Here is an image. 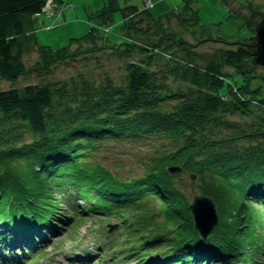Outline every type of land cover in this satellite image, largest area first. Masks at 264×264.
Instances as JSON below:
<instances>
[{
    "label": "trees",
    "instance_id": "obj_1",
    "mask_svg": "<svg viewBox=\"0 0 264 264\" xmlns=\"http://www.w3.org/2000/svg\"><path fill=\"white\" fill-rule=\"evenodd\" d=\"M46 1L0 0V80L16 81L27 73L22 38L30 22L43 14ZM111 1L105 7L122 0ZM243 2L249 8L247 17L243 16L249 23L264 17L255 8L264 6V0L257 5L252 0ZM228 9L229 15H235L234 9ZM68 51L67 47L42 48L37 67L49 70L66 60ZM147 56L127 64L121 87L108 81L104 86L80 82L67 90L28 85L0 91V161L4 164L0 173L6 177H0V220L29 226L27 239L58 227H74L77 222L63 213L49 191L56 186L60 193L75 188L98 201L95 214L113 218L115 213L131 221L130 235L142 250L165 246L173 251L170 258H180L174 250L185 249L194 262L207 261L194 257L195 249L213 256L212 261L257 254L264 243V114L254 118L253 107L259 103L253 105L251 100H264L258 98L257 90L225 88L223 75L224 67H230L250 81L254 78L251 57L242 50L221 49L204 55L200 64L192 59L183 72L171 70L188 88L171 92L150 70L152 54ZM167 100L177 104L165 110ZM227 113L253 117L256 127L247 131L228 120ZM25 133L31 139L28 142H24ZM157 133L176 146L151 164L146 178L138 182L117 180L107 171L102 175L97 167H84L77 158L83 146L92 150L100 138ZM20 143L24 144L17 147ZM171 165L193 174L199 193L216 203L220 221L211 241L203 242L194 229L191 203L174 183L175 174L168 171ZM246 200L256 205L255 212L252 205H244Z\"/></svg>",
    "mask_w": 264,
    "mask_h": 264
},
{
    "label": "rangeland",
    "instance_id": "obj_2",
    "mask_svg": "<svg viewBox=\"0 0 264 264\" xmlns=\"http://www.w3.org/2000/svg\"><path fill=\"white\" fill-rule=\"evenodd\" d=\"M61 1L56 3L54 0H47L46 8H43V16L40 15L38 20L30 22L26 35L22 38L23 60L27 73L16 81L0 80V91L21 90L28 85H47L53 89L62 87L67 90L72 89L76 83L80 85V82L104 86L108 81L121 87L126 82L127 64L146 60L147 55L152 54L150 70L159 75V83L166 85L169 91L177 92L186 90L188 84L171 74L172 69L178 68L183 72L192 59L200 64V58L204 55L221 49H232L242 50L251 57L254 78L245 81L238 72L230 67H224L223 75L227 86L225 88L230 87L235 91L241 86L244 89L257 90L260 93L258 98L264 100V66L253 64L252 56L248 53L254 33L252 24L257 21L251 19L249 23L246 18L244 19L249 13L248 6L243 2L246 0H228L231 5L223 0H122L108 7H105L107 0ZM252 1L256 5L261 2V0ZM228 6L235 10V15H229ZM104 7L106 10L103 12ZM189 7L192 8L191 12L187 10ZM255 8L264 14V6L258 4ZM131 44L132 46H129ZM49 46L54 50L67 47L69 57L44 71L37 65L40 61L41 49ZM221 93L226 95L227 90L223 89ZM251 102L253 105L259 103L258 108L253 107L254 118L260 113L263 115L264 111H260L262 109L260 103L264 105V101H255V98H252ZM176 104V100H167L163 103V109H171ZM226 118L247 131L256 127L253 117L227 113ZM23 135L24 142L31 140L28 133ZM100 139L94 141L92 150L89 147L84 150L85 146H83L77 158L82 166L92 170L97 167V171L101 170L102 175L107 171L113 174V178L123 181L138 182L145 179L149 166L176 146L170 138L158 133L138 138ZM23 144L20 143L17 147ZM0 164L4 165L2 161ZM170 167L181 168L180 172L173 173L174 183L192 203L194 195L201 194L199 181L193 174L182 173V167L179 165ZM0 177L6 179L1 173ZM60 191L61 189L56 186L51 187L49 192L51 196L57 198L63 213L72 217L77 225L57 230L56 233L41 238L38 245L43 243L44 255L40 257L44 258L47 264H72L76 250L84 252L85 248L91 246L95 252L98 251L94 256V264H102L111 257V253L103 248L97 249V246L104 244V239L106 240L104 236L112 235L108 239L117 242L127 238L126 231L119 230L120 223L117 228H109L108 223L114 224L117 221L115 218L108 220L107 217L100 216L83 217L76 207V200L71 192L73 190L70 191L68 188L62 193ZM7 192L9 189H6ZM158 203L162 207V201ZM245 203L244 205H252L251 209L255 212L256 205L250 200H246ZM219 214L220 212L217 213L218 216ZM189 215L193 217L192 212ZM179 219L182 220L181 217ZM178 227L181 229L180 225ZM185 234L191 235V233ZM200 239L209 242L212 237L208 235L206 239L201 237ZM6 244L11 246L15 243L7 238ZM163 247L171 251L168 247ZM191 254L196 258H214L208 253H200L198 249L191 251ZM22 256L23 254L20 253V264H24L27 259ZM158 259L155 258V261ZM251 259L255 264H264V243L260 251L251 256ZM143 262L156 264L148 261V258Z\"/></svg>",
    "mask_w": 264,
    "mask_h": 264
},
{
    "label": "water",
    "instance_id": "obj_3",
    "mask_svg": "<svg viewBox=\"0 0 264 264\" xmlns=\"http://www.w3.org/2000/svg\"><path fill=\"white\" fill-rule=\"evenodd\" d=\"M251 41L248 47V53L252 56L253 64L264 66V17L255 23ZM168 171L170 173L180 172L181 168L169 167ZM215 207V202L203 194L194 195L193 201L190 204L195 229L201 235L202 239H206L218 223V215Z\"/></svg>",
    "mask_w": 264,
    "mask_h": 264
},
{
    "label": "bare ground",
    "instance_id": "obj_4",
    "mask_svg": "<svg viewBox=\"0 0 264 264\" xmlns=\"http://www.w3.org/2000/svg\"><path fill=\"white\" fill-rule=\"evenodd\" d=\"M215 209H216V213H218V209H217V206L215 207ZM191 210V209H190ZM219 216H218V222H219ZM217 225H215V227H216ZM215 227L213 228V230L208 234V235H211V233L214 231V229H215ZM197 232V231H196ZM198 233V232H197ZM199 234V233H198ZM203 241V240H202ZM204 242V241H203ZM198 248H200L199 246H197ZM186 251V252H185ZM174 253L176 254V255H178V256H180V257H182V258H184V259H187V256H188V251L187 250H185V249H176V250H174ZM208 260H210V259H208ZM205 262H207V261H205ZM236 262H237V264L239 263L238 262V258H236ZM213 264H218L217 262H215V263H213Z\"/></svg>",
    "mask_w": 264,
    "mask_h": 264
},
{
    "label": "built area",
    "instance_id": "obj_5",
    "mask_svg": "<svg viewBox=\"0 0 264 264\" xmlns=\"http://www.w3.org/2000/svg\"><path fill=\"white\" fill-rule=\"evenodd\" d=\"M48 7V6H47ZM46 8V7H45Z\"/></svg>",
    "mask_w": 264,
    "mask_h": 264
}]
</instances>
